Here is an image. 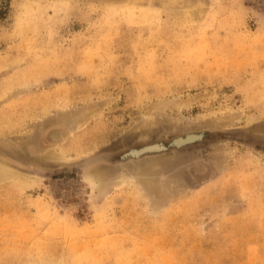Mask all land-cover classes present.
I'll return each instance as SVG.
<instances>
[{"label": "rangeland", "instance_id": "rangeland-1", "mask_svg": "<svg viewBox=\"0 0 264 264\" xmlns=\"http://www.w3.org/2000/svg\"><path fill=\"white\" fill-rule=\"evenodd\" d=\"M0 161V264H264V0H0Z\"/></svg>", "mask_w": 264, "mask_h": 264}, {"label": "bare ground", "instance_id": "bare-ground-1", "mask_svg": "<svg viewBox=\"0 0 264 264\" xmlns=\"http://www.w3.org/2000/svg\"><path fill=\"white\" fill-rule=\"evenodd\" d=\"M191 7V6H190ZM188 10L190 9V8H187ZM128 11H129V13L130 12H142L144 9H141V8H137V7H130V8H128L127 9ZM144 12V11H143ZM192 12H194V11H192ZM134 14V13H133ZM164 101V100H163ZM178 101V100H177ZM162 103V102H161ZM154 104V103H153ZM152 104V105H153ZM164 104V103H163ZM158 105H159V103H158ZM158 105L156 106V104H154V106H156V107H153V108H148L147 110H146V112H144V115L142 116V118H141V120H142V123H144V122H146L145 124H148L149 122H150V120L153 118V116L155 115V112H156V110H157V108H158ZM172 105V104H171ZM149 106V105H148ZM151 106V105H150ZM149 106V107H150ZM161 106H164V105H161ZM146 107V106H145ZM168 107V106H167ZM170 107V106H169ZM170 108H172V107H170ZM52 118V117H51ZM54 118V117H53ZM49 120H50V118H49ZM66 120V119H65ZM64 120V121H65ZM225 121V120H224ZM65 123H68V122H65ZM69 124H70V122H69ZM137 124V123H136ZM219 124V123H218ZM231 124V123H230ZM64 125H66V124H64ZM64 125H59V126H52V127H50V129L48 130V132H47V134H46V138L49 140V142H53V141H59V140H61L62 138H65L67 135H68V133L70 132L69 131V129L68 128H66ZM68 125V124H67ZM202 125L203 126H205L204 125V123H202ZM211 125V124H210ZM220 125H224V124H220ZM70 126V125H69ZM135 126V125H134ZM133 126V127H134ZM218 126V125H217ZM216 126V127H217ZM224 126H226V125H224ZM68 127V126H67ZM205 127H207V124H206V126ZM221 127V126H220ZM224 129V128H223ZM176 138V137H175ZM197 139V138H196ZM186 141V138L184 139V138H179L178 140H177V142L179 143V141ZM61 142V141H60ZM183 143V142H182ZM56 144V143H55ZM60 143H58V145H59ZM165 144V143H164ZM57 146V145H56ZM55 146V147H56ZM54 147V146H53ZM158 146L156 145V146H152L150 149L152 150V149H155V148H157ZM144 148V147H143ZM146 150L148 149V147L147 148H145ZM160 151H161V149H160ZM144 152V150L142 149V150H136V151H132V152H130V155H137V154H139V153H143ZM161 152H163V151H161ZM152 153V152H151ZM57 155H60L59 153H57V154H55V151H53L52 149H50L47 153H46V155H44V158H45V160L47 159V160H51L50 162H54L55 161V163H57L58 162V164H60L61 162H63L64 161V163H65V160H66V157H65V160H64V158H61V157H59V156H57ZM165 155V154H164ZM148 156V155H147ZM120 157V156H119ZM159 157V156H158ZM152 158V157H151ZM52 160H54V161H52ZM220 160V159H219ZM223 161V160H222ZM222 161H221V163H222ZM226 161V160H225ZM224 161V162H225ZM218 163V162H217ZM62 164V163H61ZM226 164V163H225ZM139 166V164L137 165V169L139 168L138 167ZM150 166H152V165H150ZM141 168V167H140ZM136 169V168H135ZM152 169V168H151ZM154 169V168H153ZM219 169V168H218ZM133 170H134V168H133ZM140 170V169H139ZM148 169H141L140 170V173L139 174H141V172H142V174H144V176L146 175L147 176V178H145V180L141 183L140 181H138V178H140V175H138V173L137 172H133L132 173V171H130L129 173H124V178H123V180H122V183L121 184H123V186H124V184H126L127 182H129V183H133V184H135L136 186H139V187H141V185H142V187L141 188H143L144 187V185L145 184H147L148 183V180L150 179L149 178V176H150V174L152 175V176H150L151 177V179H152V177L154 178V176L155 175H153L154 174V172L153 171H147ZM138 171V170H137ZM147 171V173L148 174H145V172ZM139 172V171H138ZM150 173V174H149ZM12 175V173H11V170H9V168L6 166V164L4 163V162H2V161H0V180H5L4 178H7V176H11ZM141 177H143V176H141ZM105 178H107V181H108V177H106V175L104 176V174L102 173V172H96L94 175H91L90 177H89V179L90 180H92L93 182H95L96 183V185L98 184V186H99V184L102 182V183H104V179ZM150 179V180H151ZM106 180V179H105ZM153 181H154V179H152ZM146 181V182H145ZM105 183H107V182H105ZM141 183V184H140ZM94 184V183H93ZM115 184H117V183H115ZM115 184H114V186H115ZM95 185V184H94ZM95 185V186H96ZM151 185H152V187L154 186V184L153 183H151ZM133 186V185H132ZM150 185H148V189H151V186L149 187ZM103 187V186H102ZM101 187V188H102ZM118 187V186H117ZM146 187V186H145ZM176 187V186H175ZM153 188H155V186L153 187ZM152 188V189H153ZM112 189V188H111ZM136 189V188H135ZM147 189V188H146ZM152 189L150 190V191H152ZM117 190V189H116ZM154 190V189H153ZM139 191V190H138ZM174 191H176V190H174ZM111 192V191H110ZM112 192H114V191H112ZM145 192V191H144ZM154 192V191H153ZM108 193V192H107ZM142 193V192H141ZM147 194V193H146ZM142 195H144V194H142ZM149 195V197H150V195L151 194H148ZM153 195V194H152ZM155 195V194H154ZM183 195V194H182ZM145 197V196H144ZM158 197V196H157ZM157 197H155L156 199H157ZM160 197V196H159ZM159 197H158V199H159ZM170 197V196H169ZM153 198H154V196H153ZM150 199V198H149ZM148 200V199H147ZM155 200V199H154ZM151 201V200H150ZM156 202V201H155ZM157 203V202H156ZM164 203V202H163ZM150 204H151V202H150ZM159 204V203H158ZM152 206H154L153 204H151ZM160 205V204H159ZM163 207V206H162ZM162 207H161V209H162ZM158 208H159V206H158ZM152 210V209H151ZM157 212H159V211H157ZM155 216V215H154ZM101 229H103V228H101ZM115 229V228H114ZM107 230V229H106ZM118 233V232H117ZM121 238V237H120ZM107 239V238H106ZM106 239H104L103 241L104 242H107L108 240H109V238L106 240ZM112 239V238H111ZM117 239V238H116ZM115 239H113V241H114ZM112 241V242H113ZM117 241V240H116ZM103 242V243H104ZM131 242H133V241H131ZM103 243H100V245L102 246V244ZM110 243V242H109ZM133 244V243H132ZM100 246V248H102ZM83 248V247H82ZM131 251H135V249H134V247H133V249H131L129 252H131ZM89 251L88 250H86V251H83L81 254H77L76 255V260H77V263H82V262H86V264H95V262H94V260H98V259H100L99 257H98V255L96 256L95 254H98V253H95V254H90V253H88ZM118 252V251H117ZM116 254H124V252H121L120 251V253L118 252V253H116ZM125 254H126V252H125ZM129 254V253H128ZM127 254V255H128ZM133 254V253H132ZM144 255V254H143ZM146 255V254H145ZM6 256V255H5ZM4 256V257H5ZM73 257H74V255H73ZM110 257V256H109ZM132 257H133V255H132ZM9 258V257H8ZM36 258H38V259H36L37 261V263L39 262V263H42V261H45V259L43 258V257H37L36 256ZM55 258V257H54ZM122 258H125V256H122ZM3 259V258H2ZM14 259V258H13ZM72 259H74V258H72ZM101 259H104V257H102ZM5 260V259H4ZM125 260V259H124ZM48 261H50L49 259H48ZM66 261V260H65ZM68 261V260H67ZM104 261V260H103ZM139 261V260H138ZM14 262V261H13ZM56 262V261H55ZM75 262V261H74ZM69 263V262H68ZM104 263V262H103ZM24 264V263H23ZM44 264V263H43ZM50 264V263H49ZM71 264H75V263H72L71 262Z\"/></svg>", "mask_w": 264, "mask_h": 264}, {"label": "water", "instance_id": "water-1", "mask_svg": "<svg viewBox=\"0 0 264 264\" xmlns=\"http://www.w3.org/2000/svg\"><path fill=\"white\" fill-rule=\"evenodd\" d=\"M187 139H189V138H187ZM175 144L178 146L181 144V141H179V143L176 141ZM143 150H146V149H143Z\"/></svg>", "mask_w": 264, "mask_h": 264}]
</instances>
